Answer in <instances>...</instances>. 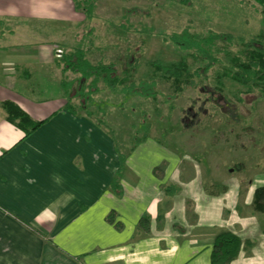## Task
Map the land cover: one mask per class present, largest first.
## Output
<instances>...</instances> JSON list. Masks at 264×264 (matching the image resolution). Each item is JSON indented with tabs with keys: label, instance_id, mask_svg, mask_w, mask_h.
Masks as SVG:
<instances>
[{
	"label": "crops",
	"instance_id": "1",
	"mask_svg": "<svg viewBox=\"0 0 264 264\" xmlns=\"http://www.w3.org/2000/svg\"><path fill=\"white\" fill-rule=\"evenodd\" d=\"M61 9L82 19L73 0H0V264H213L221 228L243 242L232 264H264V227L255 218L264 216V201L257 206L256 198L264 179L249 194L241 185L249 200L237 205L228 184L222 204L192 196L184 207L193 213L184 216L187 209L174 204L181 192L174 151L150 136L122 162L113 138L69 111L66 99L35 101L17 91L28 82L23 70L34 73L31 79L39 71L19 50L32 33L45 32L38 21L79 24L55 19ZM41 45L47 60L40 67H49L61 46ZM6 101L42 125L26 136L7 119Z\"/></svg>",
	"mask_w": 264,
	"mask_h": 264
},
{
	"label": "rangeland",
	"instance_id": "2",
	"mask_svg": "<svg viewBox=\"0 0 264 264\" xmlns=\"http://www.w3.org/2000/svg\"><path fill=\"white\" fill-rule=\"evenodd\" d=\"M187 1L86 0V4H94V17L88 18L81 8L76 13L82 19L72 11H55V19H76L79 24L38 21L39 25L35 26L45 29V32L32 33L28 40L21 42L19 50L25 57L22 56V60L25 59L29 65H37L39 71L28 82L20 81L17 91L24 96L30 97L31 94L35 101L58 98L62 94L59 83L64 79L71 81L77 75L70 72L63 79L55 62L48 64L49 67H40L47 60L44 57L47 51H43L41 44L46 41L63 44L80 38V33L87 36L85 40L91 49L89 59L93 63H124L128 57L137 58L138 77L152 70V63L158 59L165 63L180 59L182 54L164 37L185 28L198 32L211 30L234 39L255 37L264 41V16L256 3L247 0ZM123 25H129L128 30ZM90 32L91 37L88 36ZM236 42L234 40L230 45L231 50H237ZM75 45L76 41L71 44ZM189 60L192 68L205 65L193 58ZM215 76V72L210 73V78L200 90H188L173 98H170L173 93L170 83L161 82L158 102L149 100L145 106L151 115L149 122L153 140L174 151L181 159L175 180L181 192L174 204H182L183 211L187 209L184 216L193 213L189 207H184L192 196L203 203L222 204L228 200L225 195L228 184V191H232L229 200L237 205L239 200L242 203L249 200V192L261 185L260 181L264 179V96L247 94L244 88L229 80H225L223 95L219 94L212 90L217 83ZM102 87L103 84L100 85ZM74 94L76 91H72ZM94 99L105 110L109 124L116 129L139 118L138 114L131 117L134 114L130 107L131 103L138 102H127L125 108L129 110L121 108L119 104L123 96L118 91L105 90L94 94ZM126 117H129L127 121ZM122 130L127 132L126 128ZM121 134H116L119 141L126 139V135L122 137ZM243 184H248V194L243 192ZM260 216H255L259 229L264 227V216ZM182 229H185L184 224ZM222 229L217 231H224Z\"/></svg>",
	"mask_w": 264,
	"mask_h": 264
},
{
	"label": "trees",
	"instance_id": "3",
	"mask_svg": "<svg viewBox=\"0 0 264 264\" xmlns=\"http://www.w3.org/2000/svg\"><path fill=\"white\" fill-rule=\"evenodd\" d=\"M186 3L188 2L185 0ZM256 3L262 8L264 16V0H247ZM86 0H75L77 10L81 8L88 18H93L94 4L85 3ZM82 3H85V5ZM129 26V25H128ZM127 25L122 27L128 30ZM80 38L73 41H65L58 51L55 67L60 70L63 79L68 73H73L77 77L71 81L62 79L59 83L61 95L67 101L66 108L75 113L83 114L97 126L103 128L117 144L122 162L126 156L133 152L141 143L151 136V122L147 102L151 100L156 103L161 94V82L170 83L174 96L183 95L188 90H200L201 86L210 78V73H216V86L212 90L222 94L225 89V80L244 88L247 94L264 96V41L258 38L250 40L234 39L230 35L218 34L214 31L198 32L185 28L181 32L172 33L164 37L165 41L172 43L182 54L179 60L165 63L158 59L152 63L154 68L147 71L144 76H139V60L128 57L124 63L122 61L104 63L102 61L93 63L89 59L90 43H86L85 34L80 33ZM88 36H92L91 32ZM79 37V36H78ZM92 39V38H91ZM236 40L234 45L237 50H231L230 45ZM76 41L75 46L71 44ZM92 43V41H91ZM93 46V45H92ZM189 58L195 61H202L205 65L192 68ZM218 67V68H217ZM214 69H217L215 71ZM213 71V72H212ZM30 69L23 70L22 79L27 81L32 78ZM212 76V75H211ZM103 87L100 88V85ZM110 90L118 91L123 96V101L119 104L125 108L127 102L136 100L137 104L131 103L134 118L136 114L139 118L133 119L129 125L118 127L111 126L106 118L105 110L98 105L94 99V94ZM72 91H76L74 96ZM35 93V91H33ZM8 116L7 119L21 129L27 136L40 127L43 121L34 120L26 111L13 102L6 101L3 104ZM126 110H129L125 108ZM125 111V110H124ZM129 117H126V121ZM129 127V128H128ZM126 128L127 132L122 129ZM119 133L126 139H117ZM160 170V169H159ZM115 190L120 186L117 182L113 184ZM168 191V189H167ZM257 206L264 201V188L256 190ZM109 221L114 223L115 216H110ZM149 220H141V228L146 229ZM243 242L241 238L231 231L220 232L214 241L213 264H232L240 254Z\"/></svg>",
	"mask_w": 264,
	"mask_h": 264
},
{
	"label": "built area",
	"instance_id": "4",
	"mask_svg": "<svg viewBox=\"0 0 264 264\" xmlns=\"http://www.w3.org/2000/svg\"><path fill=\"white\" fill-rule=\"evenodd\" d=\"M61 53V51H59V54Z\"/></svg>",
	"mask_w": 264,
	"mask_h": 264
}]
</instances>
